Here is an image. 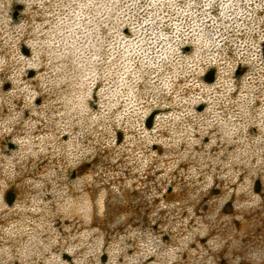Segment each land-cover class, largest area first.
<instances>
[{"label": "rangeland", "instance_id": "rangeland-1", "mask_svg": "<svg viewBox=\"0 0 264 264\" xmlns=\"http://www.w3.org/2000/svg\"><path fill=\"white\" fill-rule=\"evenodd\" d=\"M263 43L264 0H0V264H264Z\"/></svg>", "mask_w": 264, "mask_h": 264}, {"label": "trees", "instance_id": "trees-1", "mask_svg": "<svg viewBox=\"0 0 264 264\" xmlns=\"http://www.w3.org/2000/svg\"><path fill=\"white\" fill-rule=\"evenodd\" d=\"M260 53L262 56H264V43L260 45ZM214 71L213 69H208L202 76V80L205 83H211L213 80ZM152 119V114H149V116L145 120V126L148 128L150 127V121Z\"/></svg>", "mask_w": 264, "mask_h": 264}]
</instances>
